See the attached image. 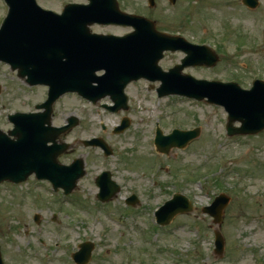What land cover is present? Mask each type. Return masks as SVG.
Here are the masks:
<instances>
[{
    "label": "rangeland",
    "instance_id": "obj_1",
    "mask_svg": "<svg viewBox=\"0 0 264 264\" xmlns=\"http://www.w3.org/2000/svg\"><path fill=\"white\" fill-rule=\"evenodd\" d=\"M37 1L57 13L70 3L87 4V0ZM118 2L121 10L154 21L158 31L180 33L191 42L220 50L214 69L186 68L185 74L236 82L246 90L256 79L264 80V0L253 11L242 0H177L175 5L156 0L153 9L147 0ZM7 11L0 0V26ZM91 30L118 36L131 32L114 26ZM184 56L166 53L160 66L168 70ZM159 86L145 80L131 83L126 89L129 109L116 114L102 107L111 105L109 99L92 105L70 94L55 105V126L71 115L80 122L64 138L72 148L60 162L82 158L86 175L66 202L50 184L36 178L19 187L0 186V249L5 264H70L66 253L77 251L85 241L95 246L89 264H264V132L228 137L223 108L175 96L159 99ZM46 98V88L28 87L0 63V128L12 129L9 114L34 111ZM124 117L130 119V127L115 134ZM157 123L164 134L195 128L201 134L187 148L172 149L161 157L154 143L150 146ZM92 138L103 139L111 156L105 158L100 149L82 144ZM105 170L120 190L102 204L95 179ZM175 192L192 200L196 209L174 218L168 231H158L152 226L151 210ZM222 192L231 202L220 226L225 252L216 257L217 226L201 209ZM131 193L139 198L136 206L125 203Z\"/></svg>",
    "mask_w": 264,
    "mask_h": 264
},
{
    "label": "water",
    "instance_id": "obj_2",
    "mask_svg": "<svg viewBox=\"0 0 264 264\" xmlns=\"http://www.w3.org/2000/svg\"><path fill=\"white\" fill-rule=\"evenodd\" d=\"M89 1L87 6L68 5L63 14L58 15L43 10L35 0H6L9 13L0 29V61L18 70L19 77H27L29 85H46L50 90L48 101L37 107L44 109L43 113L10 117L15 124L10 134L18 137L17 142H9L0 132V182L6 179L24 182L36 172L39 178L50 179L56 188L62 187L67 194L70 193L85 175L84 160L78 159L70 167L60 166L57 157L69 146L58 145L56 140L61 134L59 131L66 132L77 126L78 121L71 118L70 126L59 130L46 127L51 123L53 104L65 93L76 92L93 103L110 95L116 104L110 110H127L124 89L128 83L142 77L162 82L158 89L160 96L208 98L209 103L223 106L229 113L231 136L258 134L264 130V82L257 81L247 91L236 83L208 82L182 75V70L188 66L213 67L218 58L206 46L167 36L156 31L153 22L122 13L116 0ZM170 1L174 4L176 0ZM243 3L253 9L258 6V0H243ZM96 23L133 26L136 31L122 38L94 35L89 26ZM166 51H183L187 57L182 65L163 72L159 62ZM102 70L106 74L96 76V72ZM234 122H240L242 127L234 128ZM129 125L125 119L117 132L124 131ZM44 132L49 134L48 138ZM199 134V129L175 131L167 137L159 132L156 144L160 152L169 153L174 147L185 148ZM34 136L43 139L33 142L31 138ZM49 141L53 146L46 147ZM85 145H100L108 150L102 140L86 142ZM97 184L101 188L99 199L102 201L109 200L118 191L109 174L100 177ZM229 202L230 198L221 195L203 212L220 225ZM192 210L185 197L176 195L158 211L157 219L160 224H169L176 215ZM80 248L74 258L80 264H87L94 246L85 243ZM224 249V237L217 231L216 255L222 257ZM0 264H3L1 254Z\"/></svg>",
    "mask_w": 264,
    "mask_h": 264
}]
</instances>
